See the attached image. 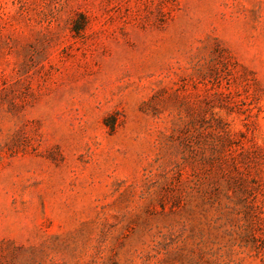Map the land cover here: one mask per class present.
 Here are the masks:
<instances>
[{"label":"rangeland","instance_id":"1","mask_svg":"<svg viewBox=\"0 0 264 264\" xmlns=\"http://www.w3.org/2000/svg\"><path fill=\"white\" fill-rule=\"evenodd\" d=\"M0 264H264V0H0Z\"/></svg>","mask_w":264,"mask_h":264}]
</instances>
